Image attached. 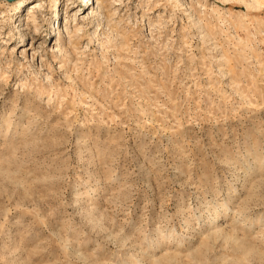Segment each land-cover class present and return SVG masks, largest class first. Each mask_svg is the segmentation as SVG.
I'll return each instance as SVG.
<instances>
[{
	"label": "rangeland",
	"instance_id": "rangeland-1",
	"mask_svg": "<svg viewBox=\"0 0 264 264\" xmlns=\"http://www.w3.org/2000/svg\"><path fill=\"white\" fill-rule=\"evenodd\" d=\"M87 1H0V264H264V0Z\"/></svg>",
	"mask_w": 264,
	"mask_h": 264
},
{
	"label": "bare ground",
	"instance_id": "bare-ground-1",
	"mask_svg": "<svg viewBox=\"0 0 264 264\" xmlns=\"http://www.w3.org/2000/svg\"><path fill=\"white\" fill-rule=\"evenodd\" d=\"M0 1H6L7 2V4L8 3H10L9 5H17L19 8L24 4V2L26 1V0H12V1H9V0H0ZM85 0H83V2H84ZM90 1L91 0H88L87 1V5H89V3H90ZM57 2V1H56ZM3 4H4V2H3ZM2 4V5H3ZM92 4H94V0H92V2L90 3V5H92ZM32 5H34L33 7H32V9H31V14H33L34 13V11L35 10H41L43 7H42V5L40 4V3H34V4H32ZM89 5V6H90ZM34 16V15H33ZM24 37L25 36H23V39H24Z\"/></svg>",
	"mask_w": 264,
	"mask_h": 264
},
{
	"label": "water",
	"instance_id": "water-1",
	"mask_svg": "<svg viewBox=\"0 0 264 264\" xmlns=\"http://www.w3.org/2000/svg\"><path fill=\"white\" fill-rule=\"evenodd\" d=\"M9 1H12V0H9Z\"/></svg>",
	"mask_w": 264,
	"mask_h": 264
}]
</instances>
